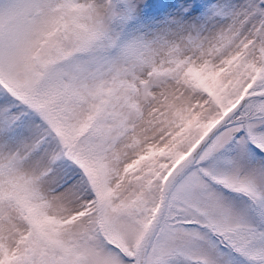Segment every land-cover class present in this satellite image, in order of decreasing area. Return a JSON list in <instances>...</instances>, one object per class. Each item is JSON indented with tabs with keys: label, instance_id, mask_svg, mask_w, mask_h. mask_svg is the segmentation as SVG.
Listing matches in <instances>:
<instances>
[{
	"label": "snow or ice",
	"instance_id": "6c2138e0",
	"mask_svg": "<svg viewBox=\"0 0 264 264\" xmlns=\"http://www.w3.org/2000/svg\"><path fill=\"white\" fill-rule=\"evenodd\" d=\"M0 264H264V0H0Z\"/></svg>",
	"mask_w": 264,
	"mask_h": 264
}]
</instances>
